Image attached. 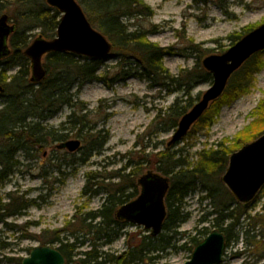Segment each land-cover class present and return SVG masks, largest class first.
<instances>
[{
  "label": "rangeland",
  "instance_id": "1",
  "mask_svg": "<svg viewBox=\"0 0 264 264\" xmlns=\"http://www.w3.org/2000/svg\"><path fill=\"white\" fill-rule=\"evenodd\" d=\"M76 1L84 9L81 2L83 0ZM141 1L152 9L154 15L140 16L134 20L125 19V22L131 25V31L141 29L148 33L150 42L170 50L171 54L165 57L164 65L176 77L182 71L193 69L198 63L202 64L206 57L221 55L227 51L233 46L231 36L264 24V0ZM10 22L13 24L12 20ZM38 35L39 31L34 32L31 40ZM192 43L200 48L191 49ZM201 49L204 53H198ZM121 57V54L113 52L109 59L103 61L99 76L106 73V83H88L78 95L79 100L87 107L89 125L96 130L105 129L109 134V140L100 154H93L85 162L79 161L82 157L80 149L70 153L67 149H59L61 144L34 151L30 156L19 153L20 165L0 193L5 199L12 193L32 204L23 213L7 219L9 226L0 224V245H5L0 250V264H14L8 259L27 257L31 248L40 245L41 239L48 241L58 234L71 243L76 239L85 241L83 246L78 244V253L89 251L95 236L84 235L80 229L81 219L87 213L97 212L103 207L109 190L121 183L119 178H115L118 172L125 175L134 173L131 179L134 178L137 183L143 174L150 171L147 167H130L127 165L128 160H133L134 163L143 156L152 160L157 152L169 147L168 143L175 130H167V126L160 123L167 118L169 108L177 100L184 103V92L169 93L138 77L119 81L116 74L121 69ZM262 59L264 60V52ZM126 63L131 69L141 70L136 59L132 58ZM17 71L18 69H14L10 74ZM31 75L32 70L29 77ZM210 86L211 83L202 82L193 89L191 97L197 100L200 96V100ZM74 92H77V87ZM263 98L264 68L256 74L247 93L222 107L211 127L201 131L193 129L190 136L175 145L173 151L183 149V158L193 165L199 160L200 152L215 149L223 142L230 145L239 133L255 121L254 111ZM70 113L71 109L64 108L45 125L59 129ZM160 114L163 118L158 119ZM67 127L72 129L71 126ZM74 131L77 132L76 129ZM75 133L71 132L67 141L79 140L83 148L82 138H77ZM89 176L99 177V180L93 181L94 185H98L94 186L92 183L90 186L93 191L99 190L96 195L90 191L84 193ZM139 194L138 186V196ZM204 197L206 192L198 190L184 200L181 208L187 219L179 226L177 234L165 230L162 232V235L172 237L169 241L171 248L160 254L149 252L146 258L132 264L187 263L194 252L191 250L194 246L193 239L201 242L208 236L202 233L203 230L214 229V217L210 216L214 205ZM259 212L264 214V189L249 209L252 215ZM113 229V238L104 237L97 243L98 253L102 256L100 262L107 257L124 255L136 247L144 236L151 237L150 230L127 222L120 223ZM110 240L112 242L107 244L106 241ZM158 243L159 241L154 242ZM58 246L59 243H55L54 247ZM152 257L156 259L152 260ZM221 264H264V259L259 260V253L248 247L241 235L239 241H233L227 247Z\"/></svg>",
  "mask_w": 264,
  "mask_h": 264
},
{
  "label": "trees",
  "instance_id": "2",
  "mask_svg": "<svg viewBox=\"0 0 264 264\" xmlns=\"http://www.w3.org/2000/svg\"><path fill=\"white\" fill-rule=\"evenodd\" d=\"M81 2L92 26L108 38L114 46V52L122 56L119 63L121 69L116 74L119 81L138 77L169 93L184 92V103L177 100L169 108L167 118L160 123L166 125L167 130H176L180 119L199 100L200 96L194 100L191 92L202 82L212 84V74L207 72L201 63L193 69L182 71L178 77L170 73L164 65L165 57L171 54L170 50L150 42L148 33L141 29L131 31V25L125 22V19L134 20L140 16L154 15L152 9L143 1L83 0ZM5 14L13 21L16 30L10 39L11 54L0 61V85L5 90L0 93V192L18 169L20 165L18 155L21 152L30 156L34 151H41L53 144H61L67 141L71 132L75 133L76 129L74 135L82 138L84 143L79 161L85 162L93 154H100L109 140V134L105 129L96 130L89 125L87 107L78 97L86 84L108 81L106 73L99 76L103 60L88 59L72 53H50L44 60L46 78L34 84L29 77L30 60L24 55V51L33 42L31 38L36 31H39L38 36L46 40L54 39L62 15L57 9L50 7L47 0H0V17ZM253 29L255 28H247L243 33L231 36V45ZM196 48L200 46L192 43L191 49L198 50ZM198 53L204 51L201 49ZM262 54L263 52L255 54L231 77L222 97L211 104L192 130L201 131L211 127L223 106L236 101L249 91L256 74L264 68ZM132 58L136 59L141 70L131 69L127 65L126 62ZM14 69L18 71L10 74ZM75 87L77 92H74ZM64 108L71 109V113L59 129L45 125ZM254 117L255 121L239 133L230 145L223 142L215 149L200 152L199 160L193 165L183 158L185 152L183 149L173 151L175 146L157 152L152 160L148 156H143L134 163L133 160H128L127 165L130 167L136 169L147 167L171 180L165 200L167 218L163 231L177 234V229L187 219L181 208L184 200L201 190L206 192L204 198L214 205L210 215L214 217L213 228L225 234L228 246L233 241H239L242 235L246 245L259 253V260L264 259V214L259 212L252 215L249 209L236 203L220 180L228 167L230 156L264 134V98L255 109ZM160 118H163L162 114L158 116V119ZM67 126H71L72 129ZM190 132L187 137L190 136ZM132 175L134 173L125 175L118 172L115 178H119L121 183L109 190L103 207L97 212L87 213L81 219L80 229L84 235L95 236L89 251L78 253L77 249L83 246L85 241L76 239L71 243L65 241L59 234L48 241L41 239L40 244L54 246L55 243H59L57 249L65 256L67 264L75 262L132 264L134 261L146 258L149 252L160 254L171 248L169 241L172 237H168L167 234H160L162 236L159 235L158 238L152 235L144 236L140 243L126 254L99 261L102 256L98 253L97 243L104 237L113 238L111 237V232H114L113 227L123 223L116 216L117 210L138 196V184L134 178L131 179ZM97 180H99L98 176H89L84 189L85 194L89 191L94 195L99 193L98 189L93 191V187H90ZM97 185L98 183L94 186ZM129 190L132 192L128 193ZM31 204V201L19 199L12 193L7 195V199L0 193V224L9 226L6 220L23 213ZM205 219L208 220L207 217ZM210 232L205 228L202 233L209 235ZM155 241L159 243L154 244ZM110 242L112 240L106 241L107 244ZM192 242L194 246L191 250H194L200 241L193 239ZM4 247L0 245V250ZM30 251L31 249L29 253ZM153 259L156 257H152ZM8 260L14 264H22L23 257H12Z\"/></svg>",
  "mask_w": 264,
  "mask_h": 264
},
{
  "label": "water",
  "instance_id": "3",
  "mask_svg": "<svg viewBox=\"0 0 264 264\" xmlns=\"http://www.w3.org/2000/svg\"><path fill=\"white\" fill-rule=\"evenodd\" d=\"M57 9L62 18L53 40L39 36L24 51L31 61L34 84L47 76L43 59L50 53H72L93 60H107L112 56V43L88 20L83 8L76 0H47ZM16 27L9 24V17L0 18V60L11 54L8 41ZM264 51V24L252 30L221 55L206 57L202 64L213 76V83L194 107L180 120L168 146L180 143L191 128L209 109L211 103L225 92L228 83L252 56ZM5 90L0 85V93ZM74 153L81 148V141L69 140L58 146ZM170 178L154 171H148L138 179L139 196L123 206L116 213L121 221L150 230L153 237L159 236L167 218L165 198L170 188ZM221 182L227 187L235 201L248 209L264 188V134L247 143L229 158V165ZM227 249L223 232L214 229L195 248L191 259L185 264H221ZM22 264H67L65 256L51 245L34 246ZM81 264V263H74Z\"/></svg>",
  "mask_w": 264,
  "mask_h": 264
}]
</instances>
